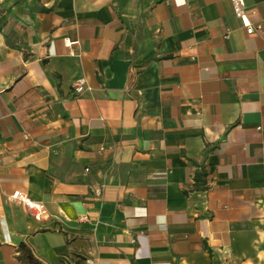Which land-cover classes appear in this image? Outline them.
I'll use <instances>...</instances> for the list:
<instances>
[{
    "label": "crops",
    "instance_id": "crops-1",
    "mask_svg": "<svg viewBox=\"0 0 264 264\" xmlns=\"http://www.w3.org/2000/svg\"><path fill=\"white\" fill-rule=\"evenodd\" d=\"M245 1L253 33L231 0H0V264L21 243L44 264H264V0Z\"/></svg>",
    "mask_w": 264,
    "mask_h": 264
},
{
    "label": "built area",
    "instance_id": "built-area-1",
    "mask_svg": "<svg viewBox=\"0 0 264 264\" xmlns=\"http://www.w3.org/2000/svg\"><path fill=\"white\" fill-rule=\"evenodd\" d=\"M234 12L236 16H238L244 26L247 28L248 33H253L255 30L258 28L255 27V25L251 22L248 12H247V6H246V1L245 0H231ZM260 28V26H259ZM67 45H71L72 42L70 39L65 40ZM85 85H86V79L84 77L77 78L73 84L74 91L76 93H81L85 90ZM89 90L92 88L90 86L87 87ZM11 198L24 206L33 209L35 216L40 219L43 218L47 215L48 211L45 205L41 202L35 201L31 199L27 193L21 191V190H16L11 194ZM86 264H95L93 260H87Z\"/></svg>",
    "mask_w": 264,
    "mask_h": 264
},
{
    "label": "trees",
    "instance_id": "trees-1",
    "mask_svg": "<svg viewBox=\"0 0 264 264\" xmlns=\"http://www.w3.org/2000/svg\"><path fill=\"white\" fill-rule=\"evenodd\" d=\"M197 165V171L195 172L194 175V189L196 190H205L207 189V168L205 162L201 164H196ZM20 249V254H19V259L22 261L24 264H44L42 263L39 259H37L31 248L28 247L27 244L21 243L19 246Z\"/></svg>",
    "mask_w": 264,
    "mask_h": 264
}]
</instances>
